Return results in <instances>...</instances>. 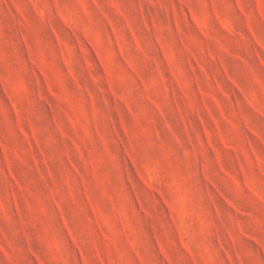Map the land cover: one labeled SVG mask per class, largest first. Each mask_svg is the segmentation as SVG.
Segmentation results:
<instances>
[{"label":"rangeland","instance_id":"rangeland-1","mask_svg":"<svg viewBox=\"0 0 264 264\" xmlns=\"http://www.w3.org/2000/svg\"><path fill=\"white\" fill-rule=\"evenodd\" d=\"M0 264H264V0H0Z\"/></svg>","mask_w":264,"mask_h":264}]
</instances>
